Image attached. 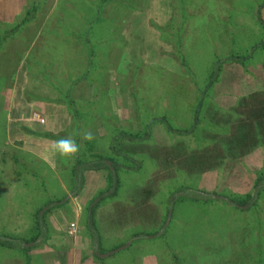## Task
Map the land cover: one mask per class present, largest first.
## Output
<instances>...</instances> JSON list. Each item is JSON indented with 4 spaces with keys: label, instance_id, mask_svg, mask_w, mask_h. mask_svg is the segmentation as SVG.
<instances>
[{
    "label": "rangeland",
    "instance_id": "rangeland-1",
    "mask_svg": "<svg viewBox=\"0 0 264 264\" xmlns=\"http://www.w3.org/2000/svg\"><path fill=\"white\" fill-rule=\"evenodd\" d=\"M8 12L16 18L0 19V236L29 240L50 204L41 215L48 238L29 253L31 264H264V140L207 171L238 114L258 106L238 109L241 100L264 90V0H20ZM53 92L71 125L36 133L58 144L51 172L22 128L43 120L31 106L46 109L39 93ZM12 99L29 107L9 118ZM97 157L117 168L115 196L107 170L104 185L98 171L77 178ZM89 184L99 192L88 202ZM44 188L53 197L41 198ZM101 198L102 247L123 250L99 263L86 219ZM78 204L85 208L71 237ZM58 210L64 215L53 217ZM0 264L27 261L0 248Z\"/></svg>",
    "mask_w": 264,
    "mask_h": 264
},
{
    "label": "trees",
    "instance_id": "trees-1",
    "mask_svg": "<svg viewBox=\"0 0 264 264\" xmlns=\"http://www.w3.org/2000/svg\"><path fill=\"white\" fill-rule=\"evenodd\" d=\"M1 44L2 43H0V45ZM218 76H219V72L211 80L212 81L217 80ZM214 82H212V83H214ZM261 92L262 93H257L255 95L247 96L243 100H241V102H242L241 104H239V105L237 104L238 109H245L248 101L251 100L255 104L258 103V106H253V108L250 109L247 116H241L240 114H238L240 116V120L238 119L239 122L236 123V125L232 127L231 134L226 139H224V143H226V148H224V150H223L224 154L223 153H221V154L218 153L217 155L215 154L216 162L210 163L209 169L207 171H212L214 168L222 165L224 160L226 158H229L230 156H232V158L235 156L240 158L241 156L248 154V152L253 150V148L255 147V142H256L255 140L260 141V138H261V141L264 140V90ZM259 97L262 98V101L256 99ZM235 113H236V111H235ZM229 118H231V117L229 116ZM229 118H228V120H230ZM261 147L264 148V144H262ZM114 150H115V148H114ZM202 156L204 157V154L201 155V158H202ZM201 158H199V159L201 160ZM97 159L101 160V162L97 161L96 163H93V164H96L95 168L93 166L92 167L86 166L82 170H79L78 173H76L77 178H79L78 180L82 181L81 180L82 171H85V170H88V171L107 170L109 173L108 174L109 175L108 193L111 192L114 196L117 195L119 192V189H120V181H119L118 175H117V172H118L117 168H114L116 170H113L112 168H110L106 164L107 159L103 160L102 157H97ZM191 159H192V161L196 162V156L192 157ZM209 160H211V159H209ZM109 161H113V160L110 159ZM201 162H205V160L203 159ZM198 164H200V163H198ZM78 165H80V163ZM199 168L197 170L192 165L190 170L192 169V171L198 172ZM200 170H203V172L206 171L205 168L200 169ZM79 183H80L79 189H81L83 187L82 186L83 182H79ZM79 192H80V190H79ZM106 196L107 195H105L103 199H105ZM148 196H150V194L147 193V198H148ZM244 204H248V203L246 202ZM49 206H50V204H49ZM98 206H99V204L95 205L94 207L91 206L89 208V211L87 214V219H86V227H87V230L89 232V238H90L93 246H95V248H96V251L94 252V257H95V259L99 260V263H100V261L103 260L99 257V255L101 253H103V251H102L103 240H102V237L99 233V230H98L96 222H95V217H96V212H97ZM45 220H46L45 216L42 217L41 213H38L36 215V221H35V224L33 226L34 227L33 232H31L32 229L30 230V233H32V236L29 240H26L23 237L22 240H24V241H17L18 239L9 238L6 236H4V237L0 236V248L16 251L19 255L25 257L27 264H31V261H30L31 257L29 256V253L33 249H35L39 245L40 242H42L48 238L49 232L47 230ZM115 249H117V247L114 248V250Z\"/></svg>",
    "mask_w": 264,
    "mask_h": 264
},
{
    "label": "crops",
    "instance_id": "crops-1",
    "mask_svg": "<svg viewBox=\"0 0 264 264\" xmlns=\"http://www.w3.org/2000/svg\"><path fill=\"white\" fill-rule=\"evenodd\" d=\"M10 1V3H9V6L7 5L5 8L4 7H2L1 6V3H3V0H0V19H1V17H6V15H10V17H6V18H2V19H4V20H7L8 19V22H10V21H13V19H15L16 17H11V14L8 12V10H14L15 8H17V6L19 7V2H20V0H9ZM132 4V3H131ZM2 9H6V13L7 14H5V13H3L2 12ZM2 12V13H1ZM58 85V84H57ZM60 85H62V83L61 82H59V85L57 86L58 87V89H59V86ZM92 85H95V87L97 88V84H92ZM101 87V86H100ZM96 88L94 89V92H93V95L90 97V99L92 100V101H97L98 99H99V97L97 96V90H96ZM76 89V88H75ZM62 90H63V88H62ZM57 91V90H56ZM59 91V90H58ZM84 92V91H83ZM41 96H39L40 98H42V100H40V98H38V99H36L35 100V102L36 101H38V100H40L41 102H47L48 104V106L49 105H54L55 107H54V110L53 109H49L48 108V106L46 107V109H41V106H38V108H36V106H31V107H35L34 108V111L36 110V111H38V115H39V117L40 118H42L43 120H44V123H40V122H38V123H36V120H37V118H36V120H34L32 123H30V125L29 126H31V124L33 125V126H36V128H38L39 126H41V127H43L42 125H40V124H46V126L45 127H43V128H45V129H38V130H34V129H32L31 127H29V126H27L26 125V127L25 128H22V129H24V131H27L28 132V136L27 137H25L24 139V141H25V146L27 147V146H31V152H34V153H32V156H34L35 158H37V159H39V160H41L42 162H43V164H44V162H46L45 164H44V166H46V168H47V170L48 171H51V172H54V169H53V167H52V165H51V163H52V160H51V158L52 157H54V156H58V154H59V152H58V147L57 146H55L54 147V145L56 144L55 142H53V141H51V140H49V139H47V138H35V136L37 135L36 133H39V134H41V133H48L50 136L49 137H51V136H56L55 134H56V132H62V133H64L65 131H66V129L68 130V121H69V124L71 125V120H68L67 119V116L65 117V112H66V106H65V104H64V102H63V100L61 101V100H59V99H56L54 96H58L57 94H54V92L52 93L53 94V96H49V97H46L45 95H43V94H41V93H39ZM27 103H28V101H26L25 100V102H24V99H20V101L18 102V105L16 106V100L14 101V99H12V101L10 102V109H9V114H8V117L9 118H11L12 117V112L14 111V112H16V110L19 108V112L21 113V111L24 109V105H26V106H28L27 105ZM37 105H41L40 103L39 104H37ZM18 107V108H17ZM29 107V106H28ZM42 108H43V106H42ZM95 108V107H94ZM38 109V110H37ZM68 113V112H67ZM24 116H25V119L26 120H28L29 118V116L27 117L26 116V113L24 112ZM10 121H11V119H10ZM29 122H31L30 120H29ZM27 124H29V123H27ZM13 126V125H12ZM28 127V128H27ZM13 129H15L16 130V132H18V131H20V129H19V126H13ZM12 129H11V127L9 126V134H12V131H11ZM38 137V136H37ZM48 137V138H49ZM56 145H58V144H56ZM71 147V146H70ZM37 150H39V151H37ZM107 163V162H106ZM48 166V167H47ZM52 167V168H51ZM95 175H96V177L98 176V175H100L101 174V177H100V179L102 180L101 181V183L100 184H103L104 185V181H105V176H104V172H103V170L102 171H98V172H93ZM55 179H57V182L58 181H60V184H61V186L63 187V189H64V185L62 184V180L63 179H59V177L58 176H56V178ZM96 185V184H95ZM94 184H89V185H87V187L88 186H90V188L92 189V187H94L95 186ZM99 187H101L102 188V185H100ZM91 192V191H90ZM92 194L91 193H88V198H87V201L89 200V201H91V199L99 192V190H97V188H96V190L95 189H92ZM47 194L48 195H50V196H52V194H51V188H49V190H48V193H46V190H45V188L43 189V192L40 194V197L41 198H44L45 199V197L47 196ZM53 197V196H52ZM91 198V199H90ZM103 199L101 198V199H99L98 201H95L94 203V205H92V207H94L95 205H98V203L97 202H99V201H102ZM88 201V202H89ZM42 203V205L40 206V208L46 203L45 201L44 202H41ZM97 203V204H96ZM100 203V202H99ZM48 204V203H47ZM49 205V204H48ZM85 206V205H84ZM51 208V209H50ZM56 208H63L62 206H58V207H56ZM85 208V207H84ZM84 208H82L79 204H78V207L76 208V219H74V223L77 225V230H78V232H79V220H80V217L82 216V210H84ZM47 209H50L49 211H48V213L49 212H53L54 211V209H52V207L50 206V207H46V210ZM46 210H44L43 211V213L46 211ZM42 213V214H43ZM56 213H58V218H60L59 216L61 215V214H63L60 210H58V212H55V213H53V217H54V215L56 214ZM41 214V215H42ZM64 215V214H63ZM51 219L52 218H50V221H51ZM55 219V218H54ZM53 219V220H54ZM56 220V219H55ZM48 221V220H47ZM48 224H49V221H48ZM68 231V230H67ZM67 234H68V232H67ZM78 235V234H77ZM76 235V237H78ZM89 240H90V238H88ZM91 241V240H90ZM65 244H67V243H65ZM116 248V247H115ZM102 251H103V253H101L100 255H104V254H107V253H109L110 251H114V247H112V248H106V247H103L102 248ZM111 257V256H110ZM101 258V257H100ZM109 258V257H108ZM101 259H103V258H101ZM104 259H107V258H104ZM103 259V260H104ZM79 262H81V260H79ZM83 263H91V261H90V258H86V260L83 262Z\"/></svg>",
    "mask_w": 264,
    "mask_h": 264
},
{
    "label": "water",
    "instance_id": "water-1",
    "mask_svg": "<svg viewBox=\"0 0 264 264\" xmlns=\"http://www.w3.org/2000/svg\"><path fill=\"white\" fill-rule=\"evenodd\" d=\"M107 164L110 165V162H108ZM217 199H220V198H217ZM129 245H130V244H128L127 246H125L124 249L128 248ZM122 250H123V248H120V249L114 250V251H112V252H110V253H107V254H104V255H99V257H101V258H103V259H104V258H108V257L113 256L114 254H116V253H118V252H120V251H122Z\"/></svg>",
    "mask_w": 264,
    "mask_h": 264
},
{
    "label": "built area",
    "instance_id": "built-area-1",
    "mask_svg": "<svg viewBox=\"0 0 264 264\" xmlns=\"http://www.w3.org/2000/svg\"><path fill=\"white\" fill-rule=\"evenodd\" d=\"M37 119H39V118L37 117ZM40 123H44V121H43V120H40ZM76 233H77V228H76V226L73 224V225L70 226V228H69V230H68V235H70V236L72 237V236H75Z\"/></svg>",
    "mask_w": 264,
    "mask_h": 264
}]
</instances>
